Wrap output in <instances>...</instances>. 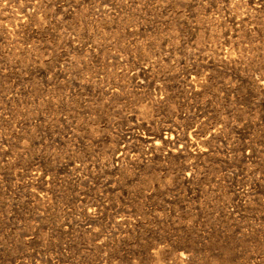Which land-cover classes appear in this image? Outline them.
Listing matches in <instances>:
<instances>
[{
  "label": "rangeland",
  "instance_id": "obj_1",
  "mask_svg": "<svg viewBox=\"0 0 264 264\" xmlns=\"http://www.w3.org/2000/svg\"><path fill=\"white\" fill-rule=\"evenodd\" d=\"M0 264H264V0H0Z\"/></svg>",
  "mask_w": 264,
  "mask_h": 264
}]
</instances>
